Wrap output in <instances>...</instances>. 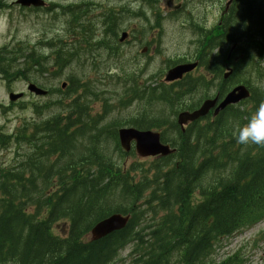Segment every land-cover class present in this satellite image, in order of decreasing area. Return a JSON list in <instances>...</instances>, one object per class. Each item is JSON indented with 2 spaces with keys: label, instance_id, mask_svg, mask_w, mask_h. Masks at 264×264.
I'll use <instances>...</instances> for the list:
<instances>
[{
  "label": "trees",
  "instance_id": "obj_1",
  "mask_svg": "<svg viewBox=\"0 0 264 264\" xmlns=\"http://www.w3.org/2000/svg\"><path fill=\"white\" fill-rule=\"evenodd\" d=\"M244 6L246 9L243 8L239 17L224 29L225 32L232 29L231 37L216 43L220 47L219 63L225 59V43L244 34H256L261 40H242L237 49L239 55L247 61L261 55L260 59L264 61V0H244ZM88 41L89 37L85 42ZM98 46L107 56H113L111 46L104 42ZM260 46L261 53L258 52ZM80 52H72V57L77 58ZM8 67L3 69L6 73ZM33 68L41 69L36 63ZM238 71L246 73L245 69ZM249 73L256 74L264 85V66L260 69L254 65L249 68ZM246 78H253H243L251 86L252 99L256 101L251 110L236 111L233 117H220L214 134L198 131L199 135L196 134V138L193 135V139L190 135L185 139L181 136L180 141L173 143L178 147L176 161H180L179 164L174 165L171 157L151 161L140 169L142 177L135 169L137 163L124 164L122 156L115 157L122 153L120 149H111L107 145L102 124L108 112L86 113L89 105L95 106L86 91H80L74 97L59 95L62 98L57 97L54 113L47 103L42 122L23 121L11 136L0 132V148L15 152L11 165L0 163V264H114L119 253L129 245H132L129 259L133 264H228L230 259L212 263H207L206 259L213 256L220 239L224 240L243 227L242 221L253 209L264 213V147L252 145L255 147L242 149L235 138L238 128L247 123L260 104L258 102L264 103L261 90L255 87L253 80ZM167 95L170 97L171 93L167 92ZM78 96L80 99H76ZM36 113L40 114L39 111ZM91 121L99 124L94 125ZM151 127L154 126L139 125V128ZM84 130L86 133L82 136ZM41 136L42 140H39ZM204 136L213 138L205 144ZM81 145L86 147L85 150ZM234 154L243 155L237 160ZM44 163L48 164L47 169ZM211 176H217V180L212 184V192L208 193L203 208L190 207L187 201L193 189ZM128 213L130 220L124 230L98 242L81 243L96 222L112 214ZM146 219L149 223L142 227L140 222ZM59 223L67 224V227L57 230L55 227ZM185 228L192 230V234L202 231L200 236L189 237L188 243L183 244ZM123 262L125 264V260Z\"/></svg>",
  "mask_w": 264,
  "mask_h": 264
},
{
  "label": "rangeland",
  "instance_id": "obj_2",
  "mask_svg": "<svg viewBox=\"0 0 264 264\" xmlns=\"http://www.w3.org/2000/svg\"><path fill=\"white\" fill-rule=\"evenodd\" d=\"M12 0H9L10 3ZM52 2H60L67 6V2L69 0H46L47 4L50 5ZM74 4H78L77 0H71ZM91 2L99 3V5L105 6H117L123 8L125 13L129 14V19H127L122 26V28L127 27L128 25L137 26L138 23L145 28L146 24L151 23L152 25L156 24V18L152 15L144 16L143 11L139 8V4H130L135 0H90ZM150 2L152 0H146ZM182 1V0H181ZM242 0V4H243ZM184 2V1H183ZM186 3V2H184ZM187 4V3H186ZM147 5L145 4V10ZM190 10V7L187 6ZM149 15V12H145ZM11 15V17H10ZM27 16L26 21L18 20L19 14H15L13 11H3L0 13V46H4L15 41H25L30 44L29 47L36 46L35 49H39V42H43V49L38 50L34 53V57L37 59L36 62H39L43 65H46L45 56H48L50 52L54 53V55H58L60 52H65L71 47L67 44L68 42L60 43L59 39H67V34L69 29H67V25L64 27V22L62 20L50 22L49 17H44L42 15H31L28 13L23 14ZM203 13L193 14V19L199 23L203 27L211 28V23L205 18L204 21H198L197 19H203ZM183 19L188 20V16L184 13L179 19L169 20L165 19L164 25L160 29V39L159 44L157 45V50L160 55L156 58V61L150 66V68L146 71V75H152V83L159 79L160 73L163 71L166 63L169 62V58H180L190 51L194 50V46L188 45V42L191 40L192 32L188 30L186 24H183ZM20 21V22H19ZM88 26V24L86 25ZM106 26L103 24L99 29L100 37L103 38L102 34L105 31ZM258 28V27H257ZM86 29V28H85ZM257 30V29H256ZM94 36H99L96 31ZM109 37L111 36L108 35ZM253 36H257L256 34ZM258 37V36H257ZM256 37V38H257ZM40 38V39H39ZM261 40V36L258 37ZM52 42V43H51ZM63 44V45H61ZM47 46V48H46ZM48 46H50L48 48ZM141 50V49H140ZM139 50V52H140ZM84 51V50H82ZM121 52L123 57L119 55L107 56L104 51H100V59L98 65L95 66V69L90 68V62L87 60V56L84 55V60L82 63H76L74 68L65 69L64 71H53V75H49L45 78L46 81L42 82L47 85L50 89L58 90V87L62 82H67L68 78H72V87H74L75 83L79 80L82 84L90 85L89 90L92 93H96L98 97H101L100 100H94L92 98L89 101H93L96 103L94 108L89 105L86 109V113L97 115V113H105L108 112V116L106 121L102 124L103 131L105 133L106 143L109 148L114 149L116 147H120L119 139L117 135L119 127L118 124H124L131 120L138 118H155L152 124H155L159 127V130L162 131L163 140L165 142L175 143L177 141V134L173 130L172 123L174 122L175 112L184 109L189 102H193L198 98V94L188 95L185 98L180 95H175L174 93H180L178 87H175L172 90V96H170V102H166L167 98H162L161 96L163 91H168L167 87H164L157 98L156 103L151 105L145 104V102H134L131 106H127L128 98L124 94V89L121 86V82L117 81V78L113 75H109L110 84L108 85H100L97 83V80L100 79L102 75L108 74H120L122 73L127 79H133L135 70L138 67H135L131 63L136 61L141 54L135 53V49L133 47H123L121 48ZM95 55L98 52H94ZM133 55V56H131ZM164 60V62H163ZM125 63V64H121ZM121 64V66H120ZM127 64V65H126ZM119 68V69H118ZM121 69V71H119ZM106 73V74H105ZM108 73V74H107ZM146 75L142 78V82L146 79ZM114 77V78H113ZM112 78V79H111ZM11 79V78H10ZM32 81H36V83H40L38 78L33 77L31 75L30 78ZM17 78L13 79L8 86L0 81V105L5 108H10V110L3 114L2 108H0V128H3L6 132H11L15 126L17 125L20 119H31L35 118L33 111L36 105H41L45 102L55 101L59 96L56 93H51L50 96L41 99L34 96H29L24 98L22 101L17 102L14 105H10L8 103L7 91L10 88V91L18 94L20 92H25L26 86L25 83H13L17 82ZM76 82H75V81ZM7 82V81H6ZM260 85V90L263 88V82H258ZM134 86V85H133ZM262 86V87H261ZM135 91V88H133ZM179 91V92H177ZM62 98V96H59ZM175 98V100H174ZM106 99L107 105L103 106L102 101ZM183 99V100H182ZM182 100V101H181ZM177 101V102H176ZM80 103V102H79ZM172 103V104H171ZM177 103V105H176ZM170 106V107H169ZM242 106H247L248 109L252 107L251 102H246ZM104 110V111H102ZM157 119V120H156ZM95 125L99 123L97 121L93 122ZM115 128V129H114ZM118 128V129H117ZM110 130V131H109ZM114 130V131H112ZM110 132V134L108 133ZM108 136V137H107ZM9 151L3 152L0 148V161H7L10 157L8 154ZM174 159H178V156ZM132 159L127 160V164H130ZM139 165L144 169L148 164L147 162L141 161ZM138 169V168H137ZM208 179V178H207ZM205 179V180H207ZM209 180V179H208ZM227 241V242H226ZM224 245V246H223ZM223 248L218 251L217 261H221V256H225L231 254V256H236V254L241 256V252L246 255V262L244 264H264V222L259 223L252 230L244 233L241 236L227 238L224 243H222ZM256 246V247H254ZM239 249V250H238ZM241 250V252H240ZM128 254V249H126L119 260L125 258Z\"/></svg>",
  "mask_w": 264,
  "mask_h": 264
},
{
  "label": "flooded vegetation",
  "instance_id": "obj_3",
  "mask_svg": "<svg viewBox=\"0 0 264 264\" xmlns=\"http://www.w3.org/2000/svg\"><path fill=\"white\" fill-rule=\"evenodd\" d=\"M228 1L229 0H198V2L195 3L194 6L189 10L184 5V3H182L181 0H172L173 5L170 6L171 7L170 9L164 7L165 0H160L161 10L159 12V15L163 19L176 20V19H179L180 15L184 12H187L189 15H192L191 19H193V14L203 13L204 18L203 19H197V20L198 21L199 20L204 21L205 17L208 15V11L211 9L213 11H218V27H219L221 24V20L228 14V11L231 7V5H230L227 8ZM192 3H194V2H192ZM174 7H177V10ZM216 7H218V8L216 9ZM92 9H93L92 6L87 5V6L80 8V9H74V10L70 11V13L73 15H79V14H83L85 12H88ZM85 14H87V13H85ZM161 14H162V16H161ZM127 19H129L128 13H126L124 16H119V17L108 16L104 19V25L106 26L109 35L111 34L109 39L104 40V43H106L112 47L113 56L118 54V50L114 47L115 46V34H113V33L118 28L122 29V26L124 25V23ZM161 22H162V20H158V24H161ZM186 22H187V20L183 19V24ZM198 25L201 26L200 24H198ZM158 31H159V28L156 31V35H159ZM224 33H225L227 38H230L233 32H232V29H228L226 32L224 31ZM132 38H134L135 40L136 39L140 40V36L134 35V37H131V34H129L127 41L131 40ZM209 38H212V37L207 35L204 53L201 54V57H202V60L204 63L215 67V68H213V72H211V69L208 70V74L204 70L201 71V69H199L200 68V59H201V58H199L200 55L198 56L197 53H194L193 59H197L195 61L197 63V68L194 71H192L191 73L185 75L181 81H178V82H175L172 84V85H176V84H180V83H185L191 79H196V78H200L203 76L204 85H201L199 82L196 83V90L200 89V97L202 100L201 103H203L206 100H213L214 98L219 97V95H222L223 93H225L228 90V88L230 86V82H231L230 78L229 79H223V78L218 79V77L221 75L222 70L224 73L225 69L231 68V62H229V57H227L226 59H224L222 61L221 64H219V62H218L219 57L217 56V53H215V54L210 53L211 48L215 51H217L218 48L216 46V43L212 44L210 46L211 48H209V43H208ZM83 40L85 41L86 38H84ZM150 52H152V49H150ZM176 65H178V64H176ZM223 73H222V75H223ZM225 88H226V90H225ZM201 103L199 104L198 108L200 107ZM217 105H218V103H216V105L213 108L209 109V111L203 117L199 118L198 119L199 122L197 120L199 127L203 125L202 129H204V130H199L200 133H205V131H208V132L212 131L211 129H209L205 125L208 122H213V120L216 119L217 115H215V111H216Z\"/></svg>",
  "mask_w": 264,
  "mask_h": 264
},
{
  "label": "water",
  "instance_id": "obj_4",
  "mask_svg": "<svg viewBox=\"0 0 264 264\" xmlns=\"http://www.w3.org/2000/svg\"><path fill=\"white\" fill-rule=\"evenodd\" d=\"M183 73V68H177L167 75L166 81H173L179 79ZM36 95H43L44 93L35 88L30 89ZM17 96H10V100H16ZM249 98V92L243 87H237L232 92H230L224 99V101L219 106L218 110L224 109L228 105L236 104L242 100ZM213 103H206L201 110L198 112L188 115L190 119H196L200 116H203L211 107ZM183 115L179 117V120ZM119 140L123 149L128 150L129 142L135 140L136 151L141 157L153 156L160 154L166 156L172 153L166 146L159 145L158 135L150 132L146 133H137L131 129L120 130L119 131ZM127 222V219L121 218L119 216H112L109 219L103 221L97 225L92 230L93 239L97 240L103 236L115 231L122 229Z\"/></svg>",
  "mask_w": 264,
  "mask_h": 264
},
{
  "label": "clouds",
  "instance_id": "obj_5",
  "mask_svg": "<svg viewBox=\"0 0 264 264\" xmlns=\"http://www.w3.org/2000/svg\"><path fill=\"white\" fill-rule=\"evenodd\" d=\"M235 138L243 146L264 147V103L259 105L246 124L238 128Z\"/></svg>",
  "mask_w": 264,
  "mask_h": 264
},
{
  "label": "bare ground",
  "instance_id": "obj_6",
  "mask_svg": "<svg viewBox=\"0 0 264 264\" xmlns=\"http://www.w3.org/2000/svg\"><path fill=\"white\" fill-rule=\"evenodd\" d=\"M243 4H244V1H243ZM51 43H52V42H51ZM49 47H50V46H48V48H49ZM46 48H47V46H46ZM50 48H51V47H50ZM217 48H218V50H217V56L220 57V56H219V48H220V47H217ZM76 53H77V52H76ZM76 53H75V54H76ZM72 54H73V53H72ZM72 56H73V55H72ZM113 57H114V56H113ZM222 61H223V60H222ZM222 61H221L219 64H221ZM90 63H91V62H90ZM105 74H106V73H105ZM107 74H108V73H107ZM113 78H114V77H113ZM111 79H112V78H111ZM72 88H73V87H72ZM177 92H179V91H177ZM81 94H82V92H81ZM174 94H175V95H176V94L179 95L178 97H180V95H181L180 93H179V94H178V93H174ZM158 96H159V95H158ZM80 97H81V96H80ZM80 97L78 96L76 99H78V98L80 99ZM161 97L163 98L164 96H161ZM182 97H183V96H182ZM184 98H185V97H184ZM174 100H175V98H174ZM182 100H183V99H182ZM182 100H181V101H182ZM74 102H76V101H74ZM176 102H177V101H176ZM69 104H72V103H69ZM75 104H77V103H75ZM171 104H172V103H171ZM73 105H74V103H73ZM176 105H177V103H176ZM65 106H66V105H65ZM69 106H70V105H69ZM69 106H68V107H69ZM77 106H78V105H77ZM79 106H81V105H79ZM70 107H71V106H70ZM72 107H73V106H72ZM72 107H71V108H72ZM74 107H75V105H74ZM82 107H83V106H81V108H82ZM169 107H170V106H169ZM60 108H61V107H60ZM78 108H79V107H78ZM67 110H68V109H67ZM75 110H76V109H75ZM78 110H79V109H78ZM50 113H51V112H50ZM79 113H80V112H79ZM69 114H70V113H69ZM83 114H86V113L83 112ZM83 116H84V115H82V117H83ZM49 117H50V116H49ZM52 117H53V116H52ZM75 117H77V116H75ZM80 117H81V116H80ZM57 118H58V117H57ZM47 119H48V117H47ZM49 119H51V118H49ZM75 119H76V118H75ZM52 120H53V118H52ZM70 120H71V119H70ZM76 120H77V119H76ZM87 120H88V119H87ZM91 120H92V119H91ZM156 120H157V119H156ZM72 121H73V119H72ZM84 121H85V119H84ZM65 122H67V121H65ZM78 122L81 123V121H78ZM91 122H92V121H91ZM85 123H87V122H85ZM38 124H39V123H38ZM61 124H62V122H61ZM82 124H83V123H82ZM92 124H94V123L92 122ZM229 124H231V120H230ZM75 125H77V124L75 123ZM85 125H86V124H85ZM94 125H95V124H94ZM81 126H82V125H80V127H81ZM93 127H94V126H93ZM77 128H78V127H77ZM75 129H76V128H75ZM114 129H115V128H114ZM117 129H118V128H117ZM32 130H33V129H32ZM77 130H78V129H77ZM77 130H76V131H77ZM82 130H83V129H82ZM118 130H119V129H118ZM33 131H34V130H33ZM79 131H80V130H79ZM93 131H94V130H93ZM109 131H110V130H109ZM109 131H108V133L110 134ZM112 131H114V130H112ZM24 133H25V132H24ZM79 133H80V132H79ZM81 133H82V132H81ZM85 133H86V131L84 130V133L82 134V136H84ZM87 133H88V132H87ZM93 133H94V132H93ZM95 133H97V132H95ZM103 133H104V132H103ZM35 134H36V133H35ZM89 134H90V133H89ZM98 134H100V133H98ZM30 135H31V134H30ZM87 135H88V134H87ZM95 135H96V134H95ZM95 135H94V136H95ZM104 135H105V134H104ZM31 136H33V135H31ZM36 136H37V134H36ZM89 136H90V135H89ZM89 136H88V137H89ZM34 137H35V136H34ZM76 137H77V136H76ZM96 137H97V136H96ZM98 137H100V136H98ZM107 137H108V136H107ZM30 138H32V137H30ZM36 138H37V137H36ZM41 138H42V136L40 137L39 140H42ZM79 138H80V137H79ZM98 139H101V138H98ZM30 140H31V139H30ZM37 140H38V139H37ZM79 140H80V139H79ZM91 140H92V139H90V141H91ZM28 141H29V139H28ZM33 141H34V140H33ZM43 141H44V140H43ZM80 141H81V140H80ZM85 141H86V140H85ZM90 141H89V142H90ZM92 141H93V140H92ZM94 141H95V140H94ZM76 142H77V141H76ZM83 142H84V141H83ZM89 142H88V145H89ZM33 143H34V142H33ZM41 143H42V142H41ZM41 143H40V144H41ZM31 144H32V142H31ZM36 144H37V143H36ZM79 144H82V143H79ZM94 144H95V145L97 144V140H96V143H94ZM101 144H102V143H101ZM172 144H173V143H172ZM24 145H25V144H24ZM41 145H42V144H41ZM73 145H75V144H73ZM77 145H78V144H77ZM30 146H31V145H30ZM37 146H38V145H37ZM45 146H46V145H45ZM81 146H82V145H81ZM86 146H87V145H86ZM93 146H94V145H93ZM40 147H41V146H40ZM82 147H83L84 150H85L86 147H84V146H82ZM32 148H33V147H32ZM32 148H31V149H32ZM75 148H76V147H75ZM77 148H78V147H77ZM83 148H82V150H83ZM102 148H103V147H102ZM31 149H30V150H31ZM38 149H39V147H38ZM67 149H68V148H67ZM69 149H70V148H69ZM78 149H79V148H78ZM46 150H47V149H46ZM76 150H77V149H76ZM34 151H35V152H33V153H36V152H37L36 150H34ZM77 151H78V150H77ZM99 151H100V150H99ZM99 151H97V152H99ZM101 151H102V149H101ZM28 152H29V151H28ZM45 152H46V151H45ZM79 152H80V151H79ZM83 152H84V151H83ZM85 152H86V151H85ZM27 154L30 155V153H27ZM27 154H26V155H27ZM36 154H37V153H36ZM42 154H43V153H42ZM50 154H51V153H50ZM77 154H78V152H77ZM81 154H82V151H81ZM85 154H86V153H85ZM29 155H27V156H29ZM33 155H34V154H33ZM79 155H80V153H79ZM79 155H77V156H79ZM27 156H26V158H27ZM53 156H54V155H53ZM53 156H51V157H53ZM64 156H65V155H64ZM66 156H67V155H66ZM68 156H70V155H68ZM73 156H74V155H73ZM77 156H76V157H77ZM80 156H81V155H80ZM80 156H79V157H80ZM84 156H85V155H84ZM22 157H23V156H22ZM24 157H25V156H24ZM61 157H62V156H61ZM82 157H83V155H82ZM63 158H64V157H63ZM18 159H19V158H18ZM20 159H21V158H20ZM20 159H19V160H20ZM30 159H31V158H30ZM46 159H48V158H46ZM59 159H60V158H59ZM66 159H68V158L66 157ZM78 159H79V158H78ZM83 159H84V157H83ZM83 159H82V160H83ZM28 160H29V159H28ZM31 160H32V159H31ZM31 160H30V161H31ZM48 160H49V159H48ZM69 160H70V157H69ZM21 161H22V160H21ZM25 161H26V160H25ZM30 161H29V162H30ZM61 161H62V160H61ZM26 162H27V161H26ZM35 162H36V161H35ZM39 162H40V160H39ZM44 162H45V161H44ZM58 162H59V161H58ZM71 162H72V161H71ZM73 162H74V161H73ZM78 162H79V161H78ZM85 162H86V161H85ZM5 163H6V162H4L3 164H5ZM23 163H24V162H23ZM31 163H32V162H31ZM40 163H41V162H40ZM68 163H69V161H68ZM68 163H66V164L68 165ZM74 163H75V162H74ZM76 163H77V162H76ZM81 163H82V162H81ZM18 164H19V162H18ZM25 164H26V163H25ZM42 164H43V162H42ZM44 164H45V163H44ZM52 164H53V163H52ZM59 164H60V163H59ZM82 164H84V163H82ZM29 165H30V164H29ZM33 165H34V164H33ZM40 165H41V164H40ZM45 165H46V164H45ZM47 165H48V164H47ZM47 165L44 166V167H45V168L48 167ZM53 165L55 166V163H54ZM63 165H64V163H63ZM69 165H71V164H69ZM74 165H75V164H74ZM77 165H78V164H77ZM77 165H76V166H77ZM24 166H25V165H24ZM24 166H23V167H24ZM41 166H42V165H41ZM61 166H62V165H61ZM82 166H83V165H82ZM96 166H97V165H96ZM96 166L94 167V169L96 168ZM102 166H103V165H102ZM42 167H43V166H42ZM49 167H50V166H49ZM55 167H56V166H55ZM63 167H64V166H63ZM89 167H90V166H89ZM109 167H110V166H109ZM21 168H22V166H21ZM25 168H26V167H25ZM60 168H61V167H60ZM91 168H92V167H91ZM99 168H100V167H99ZM99 168H98V169H99ZM110 168H111V167H110ZM15 169H17V168H15ZM43 169H44V168H43ZM46 169H47V168H46ZM46 169H45V170H46ZM50 169H51V167H50ZM58 169H59V168H58ZM86 169H87V168H86ZM105 169H106V168H105ZM105 169H104V170H105ZM39 170H40V169H39ZM87 170H88V169H87ZM87 170H86V171H87ZM52 171H53V169H52ZM55 171H56V170H55ZM55 171H54V172H55ZM58 171H59V170H57V172H58ZM60 171L62 172V170H60ZM95 171H96V170H95ZM99 171H101V170H99ZM102 171H103V169H102ZM49 172H50V170H49ZM90 172H91V171H90ZM59 173H60V172H59ZM59 173H58V174H59ZM85 173H86V172H85ZM94 173H95V172H94ZM51 174L53 175V172H52ZM87 175H88V174H87ZM89 175H90V174H89ZM96 175H97V174H96ZM42 176H45V175H42ZM47 176H48V175H47ZM55 176H56V175H55ZM91 176H92V175H91ZM91 176H90V177H91ZM99 176H100V175H99ZM51 178H52V176H51ZM95 178H97V177H95ZM48 179H50V178H48ZM88 179H89V178H88ZM91 179H92V178H91ZM57 180H58V178H57ZM100 180H101V178H100ZM48 181H49V180H48ZM48 181H47V182H48ZM95 181H96V180H95ZM92 182H93V181H92ZM57 183H58V182H57ZM39 184H40V183H39ZM198 185H202V184L199 183ZM198 185H197L196 189H195L194 191L191 192V196H194V195H195L196 193H198V192H202V189H197V188H198ZM188 200H190V198H189ZM129 214H130V213H128V215H129Z\"/></svg>",
  "mask_w": 264,
  "mask_h": 264
}]
</instances>
